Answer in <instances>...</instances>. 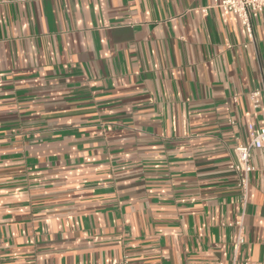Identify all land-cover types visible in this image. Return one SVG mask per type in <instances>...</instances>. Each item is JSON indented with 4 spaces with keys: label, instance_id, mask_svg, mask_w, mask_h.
I'll return each instance as SVG.
<instances>
[{
    "label": "crops",
    "instance_id": "crops-1",
    "mask_svg": "<svg viewBox=\"0 0 264 264\" xmlns=\"http://www.w3.org/2000/svg\"><path fill=\"white\" fill-rule=\"evenodd\" d=\"M213 1L0 0V264L263 260L264 16Z\"/></svg>",
    "mask_w": 264,
    "mask_h": 264
},
{
    "label": "built area",
    "instance_id": "built-area-1",
    "mask_svg": "<svg viewBox=\"0 0 264 264\" xmlns=\"http://www.w3.org/2000/svg\"><path fill=\"white\" fill-rule=\"evenodd\" d=\"M213 6L221 8L225 13L235 14L250 38H253L254 33L252 15L259 13L264 16V0H214ZM202 10L204 11L205 8ZM258 96L259 90L250 92L253 107L258 106ZM248 133L249 141L247 143L237 142L233 149L235 156L233 167L238 173L237 186L244 200L248 189L249 174L255 170V167L250 163L251 150L264 145V127L257 128L248 124ZM242 241L239 234L234 244L235 250ZM229 264H264V258L261 261L242 260L239 263L234 259Z\"/></svg>",
    "mask_w": 264,
    "mask_h": 264
}]
</instances>
